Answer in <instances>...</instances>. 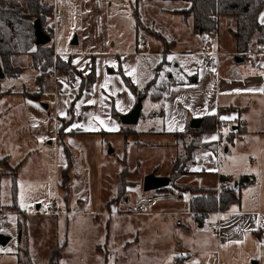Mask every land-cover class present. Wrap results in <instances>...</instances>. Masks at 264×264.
<instances>
[{
    "label": "rangeland",
    "instance_id": "374dc122",
    "mask_svg": "<svg viewBox=\"0 0 264 264\" xmlns=\"http://www.w3.org/2000/svg\"><path fill=\"white\" fill-rule=\"evenodd\" d=\"M51 1L54 11L46 26L55 29L52 44L56 54L69 58L82 71L97 67L103 80L101 85L98 83V89H91L90 101L103 102L105 98L102 94L122 92L118 87V82H122L119 76L112 79V89L106 87L115 66L111 58L112 63L107 59L108 56L102 61L101 56L105 54L125 52L127 58L131 53L135 54L140 66L138 88L142 92L147 90L144 86L148 80L156 79L142 98L143 108L138 122L122 125L130 130L142 131L133 133H142L139 139L143 145L138 146L136 136L127 132L112 133L110 131L115 127L108 122L95 126L89 120L79 121L77 127H72L74 124L67 126L65 130L71 129L74 133L64 132L61 139L58 134L61 119L69 112L79 79L67 80L66 74L46 69V77L40 84L38 75L41 71L34 67V58L29 52L13 55L10 69L0 67L4 74L0 78V171L8 170L4 160H1L3 157H7L10 165L17 166L16 209L12 206L11 177L5 175L0 180V264H19L17 253H23V249L30 252L34 264H49L54 248L62 251L60 264L258 262L252 256L255 245L249 241L222 245L221 254H217V236L213 235V230L221 222L216 216L197 223V230L187 233L178 216L171 213L127 214L119 208L121 210L112 215L92 214L103 211L107 202L114 204L126 197L123 194L121 198L109 199L118 186L123 170H128L125 178L137 188L129 195L124 209H136L139 200L150 192L143 189L147 175L157 165H161L160 170L163 171L170 164L173 149L164 143L172 139V135L160 132L177 125L175 116L179 118V112L177 114L176 107L186 112L188 107L183 102L179 103L180 99L175 96L165 103L163 96L169 85L168 77L173 76L174 81H193L195 76L187 78L189 72L183 74L177 61L170 70L160 67L162 72H157L163 58L156 51L162 42L160 38L152 37L151 33L163 36L170 44L174 34L179 33L174 21L165 19V12L173 13L187 3L181 0L140 1L138 15L141 25L137 31L134 12L137 0ZM183 20L187 23V19L183 17ZM205 37L200 36L196 40L198 48ZM146 39L152 43L151 46L144 45ZM217 42L212 40L210 45L215 47ZM227 44L229 46V42L221 41L220 49L229 51ZM120 57L124 60V56ZM178 59L186 60L193 71L204 63V55L190 54ZM214 59L210 68L222 77H240L243 69L247 70V61H238L231 54L222 52ZM152 94L158 95V100L151 99ZM163 107L166 115L161 111ZM112 110L116 112L115 108ZM78 112L76 109L77 115ZM191 115L189 111L186 127L191 126ZM119 117L121 119V114ZM151 131L154 133H149ZM67 157L71 158L72 167L66 182L69 190L64 196L59 179L62 181L60 169L65 166ZM156 190L162 192L167 189L151 192ZM103 194L106 198L104 205ZM47 202L60 203L64 213L39 214L45 210ZM38 204L40 208H37ZM20 210L22 213L17 212ZM19 221L23 229L20 239ZM198 229H204V232ZM206 246L215 254L203 250Z\"/></svg>",
    "mask_w": 264,
    "mask_h": 264
},
{
    "label": "crops",
    "instance_id": "0c3cea01",
    "mask_svg": "<svg viewBox=\"0 0 264 264\" xmlns=\"http://www.w3.org/2000/svg\"><path fill=\"white\" fill-rule=\"evenodd\" d=\"M185 6L186 4L178 7L177 9ZM165 14V19H168L169 22L174 21L173 23L177 25V32L179 35L174 34L172 38L173 40L169 44L163 36H157L151 33L152 37L161 39L162 43L156 52L161 53L160 56L167 61L162 66L160 65L161 62L159 65L160 67H165L166 70H170L173 63L177 61L179 62L178 66L181 71H183V74H188V72L191 74H188L187 78L191 79L193 76H195V78L193 81H186L184 79L176 80L175 83L169 87L168 92H166L163 96L166 98L165 103L168 102L171 97L175 96V98L180 99L179 103L183 102L188 107V111L186 112V110L176 107L177 114L179 112V118L177 115L175 116L178 120L177 125L171 128L167 127V130L160 132L172 135V139L164 144L165 146L173 149V154L167 169L161 171V165H157L150 174L165 177L170 176L173 160L180 151L177 132L186 130L189 111L192 113V119L203 118L207 115L216 116V130L206 132L202 136L203 142H217L216 149L198 152L195 156V162L190 168V172L179 176L175 180V185L168 186L169 188L167 190L162 192H158L157 190L156 192L146 191L149 195H147V197H142L139 202L145 199H154L155 203L152 208V213L139 214L137 212L139 202L137 203L136 209H124V204L129 201V195L134 193L137 189H135V186L130 185L132 187H127L125 198H122L116 203L110 205L107 202L103 211H100L99 213L95 211V213L92 212V214L112 215L117 212L116 210H121L119 208H122V210H124L123 212L127 214L155 215L156 213H171L178 216L179 223L185 228L187 233H193L194 230H197L195 228L197 223L200 224L201 221L209 219L210 216H216L217 221L221 222V224H218V231L213 230V235L217 236V254H221V251L219 250L222 245L249 241L251 244L255 245L254 253L252 255L256 258V260H258L255 264H264V91H260V89L264 88V44H261L263 49L258 50L256 48L257 44H255L252 51L244 54L242 58L237 57L238 53L236 51L235 41L231 33V28L235 23L232 17L225 16L221 19V27L219 31L217 33L210 34L211 41L216 40L218 42L215 46L216 48L210 45L211 41L208 43L212 54L207 55L205 53V39L207 36L205 35L206 37L201 43L202 46L198 48L196 40H198V37L202 35L195 33L193 29L192 17H188L187 23H185L183 16L180 14L172 16L173 13H169L167 11ZM224 40L227 43L229 42V46L227 44L229 51L220 49V43ZM146 41L150 46L152 45L148 39H146ZM165 44L169 45L168 49ZM222 52L224 54H231L236 58L243 59L241 61H247V70L243 69L242 76H227L225 78L220 76L219 72L210 68L215 62L214 56L219 57ZM190 54L197 56L204 55V63L198 67L197 71H193L189 68L186 60L178 59ZM106 56H108L107 59H112L114 62L113 66H115V70L111 72L112 78L108 81L106 87L112 89V79L119 76L120 79H122V82H118V87L122 92L118 93L114 91L113 94L110 95L109 93H106L104 96L102 94L105 101L90 103L89 98L91 90L86 91L74 103L75 110H79V118L75 119L70 125H76L79 121L81 123L87 120L95 126L108 122V124L115 127V129H112L110 132L120 133L121 129H125V127L122 126L124 123L119 117L120 114L122 116L130 113L137 104L135 94L123 81L122 72L129 77L138 88L139 81L137 78H139L140 75V66L137 59H135L134 53H131L130 58L125 56V52H120L118 54H105L104 56H101L102 61ZM120 56H124V60H122ZM169 57H172V59H169ZM94 66L96 65L94 64ZM91 69L92 68H90V70ZM159 69L160 68L157 69V72H162V69ZM90 70L85 69L83 72L88 73ZM95 70L97 79L93 85L92 91H94V89H98L99 85L103 83V80H101L99 76L97 67ZM150 80L146 82V85ZM79 83V81H76V89L78 88ZM73 84L74 83H70L69 85ZM66 85L67 84H65V86ZM249 89H252L253 91H248ZM167 94L168 96L166 97ZM95 95L96 94H94V96ZM73 98L74 97L72 96L71 101ZM118 98H120L119 101ZM150 98L154 99L151 96ZM155 100H158V98ZM165 107L161 108L163 115H166ZM113 108L116 109V115L112 110ZM222 108L224 109L223 111H221ZM68 110L69 112L64 115L62 119L68 120L71 117L70 104ZM118 112L120 113L119 115ZM225 117H228V119H224ZM233 132L234 134H232ZM149 133L154 132L151 131ZM131 135L137 137L135 142L138 146L143 145V142L139 139L140 136H142V133H138V135ZM214 136L216 139H212ZM230 136H235L232 142L228 139ZM63 168L60 169L61 173ZM222 174L231 176L234 180L235 187L238 185L239 180L243 176L251 178L252 182L241 187L240 201L232 204L227 210L209 212L203 218L195 216V213L190 209V200L194 196V192L191 188H213L219 190L220 175ZM60 182L61 181L59 179V187ZM112 188L110 191H112ZM117 193L118 186H116L113 192H111L109 199H114L117 196ZM105 200L106 198L103 194V205ZM58 204L61 207V204ZM159 204H161V210H159L160 208L158 209ZM38 205L40 208L41 205ZM62 213L64 212L62 211ZM39 214L43 215L45 213L44 211H41ZM198 226L201 228L200 225ZM198 231L204 232V229H198ZM203 250L207 253H211L212 255L215 254L214 251H210V247L208 246L204 247ZM187 255L190 254L187 252Z\"/></svg>",
    "mask_w": 264,
    "mask_h": 264
},
{
    "label": "trees",
    "instance_id": "16d2710c",
    "mask_svg": "<svg viewBox=\"0 0 264 264\" xmlns=\"http://www.w3.org/2000/svg\"><path fill=\"white\" fill-rule=\"evenodd\" d=\"M142 0H137L134 8L135 25L137 31L141 25V19L138 15L139 3ZM186 2V6L175 9L172 12L180 14L187 19L193 18V29L195 33L202 36H207L217 33L221 27V19L225 16H230L234 20V26L231 28V33L235 41L237 57H243L244 54L253 50L255 44H264V0H181ZM54 5L51 0H0V67L10 69L12 56L23 53H31L34 58V67L40 70L38 80L40 84L46 77V69L51 71H59L66 74L67 80L75 81L79 79V86L75 90L74 98L70 103L71 117L68 120L61 119L62 122L58 129V134L62 137V133H74L66 131L65 128L78 117L74 107V103L86 92L93 88L97 79L96 70L93 67L88 73H84L80 68L68 58L60 57L56 54L54 45L52 44L55 29L49 28L46 25L49 18L53 15ZM39 19L43 29L52 38V41L46 45H37L34 30V22ZM149 30V29H148ZM158 36V35H157ZM160 36V35H159ZM168 49V44H165ZM34 48V49H32ZM167 62L163 59L161 66ZM160 65L158 68H160ZM157 68V69H158ZM44 77V78H43ZM122 77L125 84L135 94L137 102L147 93L148 86L156 79L153 78L146 85L145 92L140 91L132 80L122 72ZM173 76H169V87L175 83ZM43 78V79H42ZM165 92V93H166ZM151 96V95H150ZM152 98H158V95L152 94ZM224 109L222 108L221 111ZM115 115L116 112L114 111ZM216 116L207 115L202 118V123L198 128L188 126L185 131L177 132L180 151L173 160L172 169L170 172V183L175 185V180L190 172L191 166L195 162V156L203 150H215L217 142H203L202 136L206 132L216 130ZM137 133L136 130L128 128L121 129L120 133L125 134ZM126 133V135H127ZM234 134V132L232 133ZM235 136H230L229 141H233ZM4 164L8 167L6 171H0V180L3 176L9 175L13 186V209L17 207L16 184H17V166H12L7 161V157L1 158ZM72 160L67 157L65 167L62 169V181L60 182L61 189L68 193V185L66 182L69 179ZM128 170H123L121 178L118 182V193L116 198H121L125 194L126 189L132 182L126 180ZM252 182L247 176L241 177L238 185L234 186V180L231 176L220 175V189L213 188H198L192 187L194 196L190 200V209L195 213V216L203 218L209 212L227 210L232 204L238 203L241 199V187ZM162 187L159 189H168ZM22 213V211H17ZM18 239L22 238V223L19 221ZM61 246V245H60ZM19 264H34L30 252L23 249V253L18 252ZM62 251L53 249L49 256V264H60Z\"/></svg>",
    "mask_w": 264,
    "mask_h": 264
},
{
    "label": "water",
    "instance_id": "95a60500",
    "mask_svg": "<svg viewBox=\"0 0 264 264\" xmlns=\"http://www.w3.org/2000/svg\"><path fill=\"white\" fill-rule=\"evenodd\" d=\"M34 30H35V36H36V44L37 45H46L49 44L52 41V38L47 32L43 29L41 21L39 19L35 20L34 22ZM238 61H241L243 59L237 58ZM4 76L2 69L0 68V78ZM48 107L47 105H45ZM142 98L138 100L137 104L134 106L132 111L128 114H124L121 116V121L124 124H135L138 122L139 118L141 117L142 112ZM202 118H194L191 121V127L192 128H198L201 125ZM170 177L165 176H157L155 174H149L144 179V190L145 191H151L154 189L162 188L170 183ZM39 208V205L38 207Z\"/></svg>",
    "mask_w": 264,
    "mask_h": 264
},
{
    "label": "built area",
    "instance_id": "2783aa9c",
    "mask_svg": "<svg viewBox=\"0 0 264 264\" xmlns=\"http://www.w3.org/2000/svg\"><path fill=\"white\" fill-rule=\"evenodd\" d=\"M210 35H208V37L205 39L206 42V46H205V53L207 55H211L212 51L210 50V45L208 44L211 40ZM145 46H149V43L145 40L144 42ZM256 48L258 50L263 49L261 44H257ZM218 126V125H217ZM154 199H145L139 202L138 204V209L137 212L139 214H150L152 213V208L154 206ZM45 214H50V215H59L62 213L61 207L58 203H54V202H48L45 204V210H44ZM219 226H215L214 230L218 231Z\"/></svg>",
    "mask_w": 264,
    "mask_h": 264
},
{
    "label": "snow or ice",
    "instance_id": "6c2138e0",
    "mask_svg": "<svg viewBox=\"0 0 264 264\" xmlns=\"http://www.w3.org/2000/svg\"><path fill=\"white\" fill-rule=\"evenodd\" d=\"M262 22H264V20H262ZM169 59H172V57H169ZM131 74V73H129ZM239 91V90H237ZM248 91H253L252 89H249ZM260 91H264V88L260 89ZM90 103H94V101H90ZM224 119H228V117H225ZM72 127H77V125H73ZM69 131H71V129H68ZM171 130V129H170ZM212 139H216V137H212Z\"/></svg>",
    "mask_w": 264,
    "mask_h": 264
}]
</instances>
